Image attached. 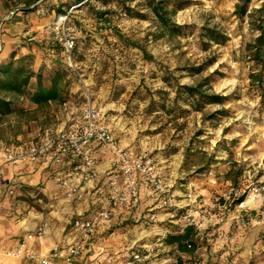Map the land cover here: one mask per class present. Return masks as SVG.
<instances>
[{
	"label": "rangeland",
	"instance_id": "rangeland-1",
	"mask_svg": "<svg viewBox=\"0 0 264 264\" xmlns=\"http://www.w3.org/2000/svg\"><path fill=\"white\" fill-rule=\"evenodd\" d=\"M164 1L168 9L176 7L170 20L183 26L181 33L165 31L146 0H88L85 4L54 0L49 8L57 4L56 12L68 13V25L77 33L72 62L51 45L47 26L38 34L33 31L21 36L27 51L19 53L11 40H1L0 19V52L11 46L17 57L31 54L33 68L60 65L69 81L62 102L28 111L31 102L17 100L25 111L0 119V137L8 145L10 135L25 130L24 124L31 118L54 128L62 116L74 123L87 89L114 135H126L155 157L172 192L176 187L186 188L191 180L201 177L204 182L208 177V184L218 186V191L211 190L213 207L228 213L237 209L238 229L247 234L241 244L237 234H226L221 247L207 248L204 254L196 247L179 253L147 235L145 243L151 245L136 250L141 254L146 248L154 251L135 264H264V231L254 236L247 214L249 202L258 204L248 197L249 191L264 186V104L257 82L250 76L254 67L246 50L256 35L253 10L263 0H250L242 17L235 13L241 0ZM36 9L35 4L25 10ZM95 10L107 13L98 19ZM39 14L35 12L36 17ZM54 20L52 17L49 24ZM262 79L264 82V72ZM197 83L205 92L225 99L221 103L204 101L197 110L183 91V85ZM231 188L240 195L225 205L222 199L215 200ZM258 214L264 218L260 208ZM156 248L161 249L158 254ZM129 260L128 253L127 264Z\"/></svg>",
	"mask_w": 264,
	"mask_h": 264
},
{
	"label": "crops",
	"instance_id": "crops-1",
	"mask_svg": "<svg viewBox=\"0 0 264 264\" xmlns=\"http://www.w3.org/2000/svg\"><path fill=\"white\" fill-rule=\"evenodd\" d=\"M53 3L54 0H1L0 19H3L1 40L3 42L11 40L15 43L11 46L19 47L17 49L19 53L25 49L27 51L26 45L21 43V36L29 33L31 35L33 31L38 34L46 26L50 29L49 20L52 17L56 19L60 14L56 12L57 4L53 9L49 8ZM35 4L36 10H25ZM15 7L24 10L12 12ZM35 12L41 13L40 17H36ZM6 16L8 18L5 19ZM11 46L0 52V59L9 54L13 48ZM36 108L39 107L31 102L27 110ZM71 119L67 115L62 116L61 123L55 128L36 118L27 119L24 124L25 130L10 135L8 145L3 143L0 137V153L45 139L52 132L64 127L69 128L73 125ZM115 135L121 144L136 146V142L126 135ZM91 149L95 156L92 175L75 170L78 160L51 166L30 162H10L3 166V184L0 187V244L9 248L14 247L44 220L49 222L47 233L28 241V245L39 253L50 254L53 246L63 247L82 238L80 230L73 227L72 220L76 217H93L107 204L108 190L104 173L114 163V155L111 152L101 150L95 143H92ZM170 169L169 167L167 170L171 171ZM200 178L195 182L191 180L184 189L179 190L177 187L173 189L174 202L165 207H160L150 190L141 186L139 204L115 209L109 221H98L92 240L86 242L84 251L72 262L93 264L99 260L106 264H127L129 250L151 245L145 243L149 240L146 238L147 235L157 241L161 240L162 244L168 233L183 231L187 213L195 217L193 224L196 229L195 244L196 250H200L201 253H206L207 248L216 250L221 247L222 237L229 233L237 234L238 243L241 244V240L246 238L247 234L242 235L238 229L239 220L235 214L237 209L228 213L221 207L214 208L211 203L213 193L211 190L218 191V186L208 184L205 181L208 177L204 178V182ZM63 180L79 185L83 191L82 198L66 197L65 189L61 186ZM178 192L180 194H177ZM249 203L251 204L248 206L247 214L252 223L251 231L255 236L259 231H264V218L258 216V204ZM242 205L241 209H245ZM148 211L156 214L154 221L140 219L141 215ZM134 245L136 247L132 248ZM169 248L181 253L174 245H170ZM160 251L161 249L156 248V254ZM0 264L37 263L0 253Z\"/></svg>",
	"mask_w": 264,
	"mask_h": 264
},
{
	"label": "built area",
	"instance_id": "built-area-1",
	"mask_svg": "<svg viewBox=\"0 0 264 264\" xmlns=\"http://www.w3.org/2000/svg\"><path fill=\"white\" fill-rule=\"evenodd\" d=\"M68 13L59 14L50 26L54 39L61 45L65 58L72 62L73 50L77 33L68 25ZM8 16L5 17V19ZM86 100L80 106L76 121L69 128L56 130L45 139L32 141L24 147L0 153V187L3 184L2 168L10 162L39 163L45 166L62 165L67 161H76V171H83L87 175L93 174L95 156L91 149L92 143L103 151L114 155V163L105 171L104 181L108 190V202L93 217H76L72 220L74 228L80 230L82 238L66 246H53L50 254H42L28 245V241L35 237H42L49 228L47 220L27 233L17 245L12 248L0 244V253L7 256L34 261L37 264H79L72 262L81 255L86 242H90L96 230L98 221H109L115 209L137 206L139 204V188H149L160 207L170 206L174 202V194L168 187L155 157L147 150L137 146L121 144L110 126L103 120L101 110L91 102L89 92L84 90ZM65 195L69 198H82L83 191L77 184H70L66 180L61 182ZM236 189L224 191L215 200H223L227 204L239 196ZM251 200L258 202L260 214L264 217V186L253 187L248 194ZM243 201H240L241 206ZM143 220L154 221L156 214L148 211L141 215ZM185 226L195 224V217L191 213L185 215ZM241 224L245 225L242 219ZM153 248H146L141 254L138 250H130L128 264H135L148 258ZM93 264H104L96 260Z\"/></svg>",
	"mask_w": 264,
	"mask_h": 264
},
{
	"label": "trees",
	"instance_id": "trees-1",
	"mask_svg": "<svg viewBox=\"0 0 264 264\" xmlns=\"http://www.w3.org/2000/svg\"><path fill=\"white\" fill-rule=\"evenodd\" d=\"M1 1V0H0ZM88 0H78V3L85 4ZM154 15L158 18L160 25L170 34L181 33L183 26L173 23L170 20V13L173 10L168 9L167 2L164 0H146ZM250 0H241L236 6L235 13L239 17L246 14V4ZM131 13L129 8L125 9ZM107 11L95 10V16L102 19ZM255 18L253 27L256 35L248 42L246 50L248 58L254 67L250 76L257 82L260 90V102L264 104V82L262 74L264 72V0L262 4L253 10ZM52 46L58 47L62 51L61 45L54 39L52 32ZM211 38H215L214 33H209ZM76 48V43L74 50ZM73 50V52H74ZM63 52V51H62ZM31 54L16 57V52L11 51L6 57L0 59V119L6 115L14 113H23L24 107L16 103L17 100L28 99L30 102L43 107L51 102H62L64 94L67 92L68 80L66 79V70L60 65L46 68L43 64L33 68L31 63ZM202 84L183 85V91L190 96L197 110L201 109L204 101L211 103H221L225 96L205 92L201 89ZM241 200V199H240ZM196 229L194 225H186L183 231L168 233L164 242L174 245L179 251H193L195 244ZM264 238V233L262 234Z\"/></svg>",
	"mask_w": 264,
	"mask_h": 264
},
{
	"label": "water",
	"instance_id": "water-1",
	"mask_svg": "<svg viewBox=\"0 0 264 264\" xmlns=\"http://www.w3.org/2000/svg\"><path fill=\"white\" fill-rule=\"evenodd\" d=\"M22 9H24V8H21V7H15V8L12 9V12H14V11H16V10H22Z\"/></svg>",
	"mask_w": 264,
	"mask_h": 264
}]
</instances>
